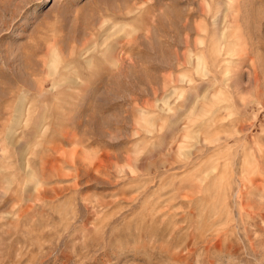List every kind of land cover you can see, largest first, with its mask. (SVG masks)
I'll return each instance as SVG.
<instances>
[{
    "label": "rangeland",
    "instance_id": "obj_1",
    "mask_svg": "<svg viewBox=\"0 0 264 264\" xmlns=\"http://www.w3.org/2000/svg\"><path fill=\"white\" fill-rule=\"evenodd\" d=\"M0 264H264V0H0Z\"/></svg>",
    "mask_w": 264,
    "mask_h": 264
}]
</instances>
